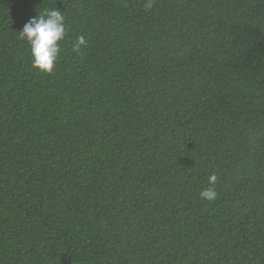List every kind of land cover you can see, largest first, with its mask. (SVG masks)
Here are the masks:
<instances>
[{
	"label": "trees",
	"instance_id": "1",
	"mask_svg": "<svg viewBox=\"0 0 264 264\" xmlns=\"http://www.w3.org/2000/svg\"><path fill=\"white\" fill-rule=\"evenodd\" d=\"M145 4L0 0V264H264V0Z\"/></svg>",
	"mask_w": 264,
	"mask_h": 264
},
{
	"label": "clouds",
	"instance_id": "2",
	"mask_svg": "<svg viewBox=\"0 0 264 264\" xmlns=\"http://www.w3.org/2000/svg\"><path fill=\"white\" fill-rule=\"evenodd\" d=\"M146 7L151 6V0H146ZM19 32L20 38L26 40L30 45L31 61L33 68L40 72L51 73L60 54L59 42L66 35L65 17L59 10H46L30 18ZM86 40L83 35L77 36L72 44V51L81 53V48L86 47ZM217 175H209V187L200 191L202 200L214 201L218 193L215 190Z\"/></svg>",
	"mask_w": 264,
	"mask_h": 264
}]
</instances>
